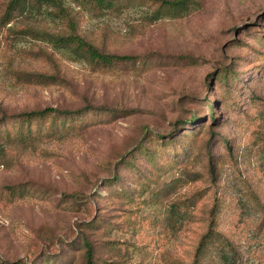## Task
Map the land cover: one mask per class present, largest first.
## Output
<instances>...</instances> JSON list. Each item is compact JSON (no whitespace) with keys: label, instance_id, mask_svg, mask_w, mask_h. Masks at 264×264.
I'll return each mask as SVG.
<instances>
[{"label":"rangeland","instance_id":"rangeland-1","mask_svg":"<svg viewBox=\"0 0 264 264\" xmlns=\"http://www.w3.org/2000/svg\"><path fill=\"white\" fill-rule=\"evenodd\" d=\"M7 1L0 0V17ZM66 1L85 15L90 40L139 56V64L93 70L0 27V117L46 107L118 112L91 118L86 129L44 135L35 149H14L0 164V185L33 187L22 198H0V264H86L84 237L95 264H189L217 195L250 205L254 190L264 199V0H198L185 15L154 23L148 4L95 16ZM51 11L8 26L64 29ZM10 67L58 82L22 83ZM225 68L238 78L221 82ZM200 191L204 197L172 230L169 204Z\"/></svg>","mask_w":264,"mask_h":264},{"label":"trees","instance_id":"trees-1","mask_svg":"<svg viewBox=\"0 0 264 264\" xmlns=\"http://www.w3.org/2000/svg\"><path fill=\"white\" fill-rule=\"evenodd\" d=\"M73 1L76 2V6L86 12L93 10L95 14H92L95 16L103 14L104 11L122 12L128 7L148 4L153 8L147 18L149 23H154L165 17L183 16L199 3L198 0ZM66 2V0H8L0 17V27H8L12 38L24 35L47 43L54 50L70 59L88 63L93 70L127 69L139 64V56L110 53L90 40L83 30L82 22L85 15L81 14L78 17L80 11L73 13L74 9ZM48 9L52 10L50 14H53L54 19L66 21L64 29L51 31L38 24H23L17 28L12 25L8 26L19 18L23 19L30 12L42 13V10ZM187 59L193 60V64L198 62V58L187 57ZM10 72L22 83L48 86L58 82L56 75L42 72L25 71L16 67H10ZM230 75H233V78H238L236 74H233V70L228 71L227 68L221 70L218 78L221 82H227V77ZM208 104L211 116L214 118V103ZM116 112L95 106H86L77 110L46 107L41 110L23 111L16 114L5 112L0 117V164L9 161V156L14 149H35V142L44 135H58L63 127L67 131L86 129L91 118L111 117ZM187 121L184 120L185 125L188 123ZM166 136L159 135L158 137L165 140ZM162 142H167L163 143L164 145H173L172 141ZM147 150L148 147L141 148V152H148ZM211 168H214L213 164ZM212 176L216 177V171ZM31 189L33 187L29 183L0 185V198L7 199L11 196L12 199H15L17 198L16 194L22 198L25 196V192ZM205 192L200 191L190 197L174 200L169 204L168 220L171 221L172 230L176 225L184 222L188 211L201 201ZM248 198L250 205L235 202L226 195H217L214 198L205 233L200 237L192 262L189 264H206L205 261L208 259H212L216 264H264V199L254 190L249 193ZM247 206L254 212L253 218L248 217ZM84 243L86 264H95V247L92 241L84 237ZM174 262H176L175 259Z\"/></svg>","mask_w":264,"mask_h":264}]
</instances>
